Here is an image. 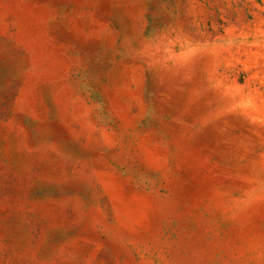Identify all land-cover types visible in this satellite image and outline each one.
<instances>
[{"label":"rangeland","instance_id":"1","mask_svg":"<svg viewBox=\"0 0 264 264\" xmlns=\"http://www.w3.org/2000/svg\"><path fill=\"white\" fill-rule=\"evenodd\" d=\"M0 264H264V0H0Z\"/></svg>","mask_w":264,"mask_h":264}]
</instances>
